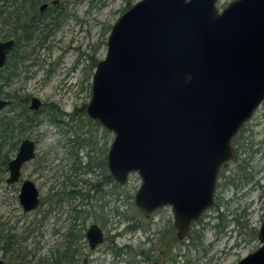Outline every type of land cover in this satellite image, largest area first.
I'll return each instance as SVG.
<instances>
[{
    "label": "water",
    "instance_id": "95a60500",
    "mask_svg": "<svg viewBox=\"0 0 264 264\" xmlns=\"http://www.w3.org/2000/svg\"><path fill=\"white\" fill-rule=\"evenodd\" d=\"M216 2L134 4L111 28L86 107L114 135L107 152L111 178L124 186L136 173V208L148 218L170 207L179 241L213 206L220 168L236 156L231 141L264 102V0H235L221 12ZM13 46L0 40V69ZM10 103L0 99V112ZM40 108L31 98L28 109ZM36 154L33 140L20 142L6 185L20 181ZM18 202L25 213L38 207L31 181H23ZM257 239L260 246L238 264H264V220ZM85 240L95 250L102 230L91 225Z\"/></svg>",
    "mask_w": 264,
    "mask_h": 264
},
{
    "label": "rangeland",
    "instance_id": "374dc122",
    "mask_svg": "<svg viewBox=\"0 0 264 264\" xmlns=\"http://www.w3.org/2000/svg\"><path fill=\"white\" fill-rule=\"evenodd\" d=\"M54 1L58 3L51 5ZM139 1L47 0L49 8L39 17L32 40L16 51L24 61L13 73L10 68L0 71L4 94L41 102L38 112L30 111L39 124L26 133L36 144V159L22 168L18 184L0 182V230L11 229L27 254L26 263L39 264L62 249L75 216L84 235L95 224L104 240L90 250L84 239L79 264H238L260 246L264 102L241 134L238 131L240 140L234 143L235 136L231 141L236 156L220 168L213 206L191 224L182 241L174 240L170 207L157 209L148 218L138 211L134 197L141 179L136 173L124 186H102L99 192L90 187V181L97 183L99 177L82 169L87 154L100 164L114 138L86 114L92 77L105 58L112 26ZM233 1L217 0L216 7L221 12ZM0 31L1 39L5 31L1 22ZM83 139L91 145L80 148L76 143ZM24 180L33 182L39 192L38 208L28 213L17 199ZM73 191H79L75 197L67 195ZM114 246L120 251L113 253Z\"/></svg>",
    "mask_w": 264,
    "mask_h": 264
},
{
    "label": "trees",
    "instance_id": "16d2710c",
    "mask_svg": "<svg viewBox=\"0 0 264 264\" xmlns=\"http://www.w3.org/2000/svg\"><path fill=\"white\" fill-rule=\"evenodd\" d=\"M47 0H0V22L3 25L4 32L0 40H15V48L19 49L22 46H27L32 40L35 31L38 29L40 23V15L38 8ZM1 32V31H0ZM14 51L8 56L5 67L10 68L12 73L17 69V65L24 61V56L14 54ZM8 82H6L7 84ZM9 84V83H8ZM1 85V84H0ZM0 86V99L10 101L0 115V182L5 181L7 174V165L12 159L11 155L18 150L20 142L29 138L26 135L30 129L39 124L37 117L30 113L28 109L27 97H16L11 93H3ZM87 107V106H86ZM85 108V107H84ZM86 111V109H85ZM53 120V119H52ZM55 122V121H54ZM241 132L243 129L240 130ZM239 133L241 134V132ZM239 133L236 135L235 140L239 141ZM76 142V140H75ZM80 148L90 146V142L84 141L76 143ZM87 157L91 155L87 154ZM99 165V164H98ZM104 169L105 181L111 182L113 187L118 185L111 178L106 161L100 165ZM99 192V188H96ZM77 192H69L67 195L75 197ZM73 193V195H71ZM75 194V195H74ZM83 213V211H80ZM66 236L65 243L62 249H57L51 258L41 260L39 264H79L80 256L83 254V246L85 235L83 234L84 228H78V217H74ZM175 242L177 238H174ZM0 251L5 264L16 262V264H29L25 262L27 257L24 249L17 245V238L11 233V229L1 228L0 230ZM126 247V246H125ZM113 253L120 251L116 246L111 248ZM25 253V254H24Z\"/></svg>",
    "mask_w": 264,
    "mask_h": 264
},
{
    "label": "flooded vegetation",
    "instance_id": "af4514ba",
    "mask_svg": "<svg viewBox=\"0 0 264 264\" xmlns=\"http://www.w3.org/2000/svg\"><path fill=\"white\" fill-rule=\"evenodd\" d=\"M58 3V1H54V2H52L51 3V5H56L57 3ZM43 5H46V8L44 9V10H42V11H40V7L41 6H43ZM38 9V14L40 15V17H42L44 14H43V12L47 9V8H49V4H47V3H44V4H42ZM8 40H13L14 41V43H15V40L14 39H8ZM8 40H1V41H8ZM13 50H15L14 51V54H16V51L18 50V49H16L15 48V44H14V46H13V49H12V51L7 55V58H6V61H7V59H8V56L13 52ZM5 64H6V62H5ZM5 64H4V66L0 69V71H2L4 68H6L5 67ZM8 84V83H7ZM6 84V85H7ZM29 139V138H28ZM37 156V155H36ZM92 156V155H91ZM87 158V163H86V168H82L83 170L85 169V171H87L89 174L90 173H92V172H95V174L99 177V180L97 181V183H93L92 181H90L91 182V184H90V187L91 188H93V190L94 191H97V189L96 188H102V186H105V187H110L111 185H113L111 182H106L105 181V176H104V169H103V167H101L100 165H102L103 164V162H104V160L106 161V164H107V157H104L103 158V161L98 165V164H96V163H93V160H92V158L91 157H86ZM36 159V157L32 160V161H30V162H28V163H25L24 165H23V167H25V166H27V165H29L30 163H32L34 160ZM79 165V164H78ZM22 167V168H23ZM78 169H80L79 167L76 169V170H78ZM22 171V170H21ZM7 175V177H8V173L6 174ZM7 177L5 178V181H6V179H7ZM20 180H21V178H20ZM114 181V180H113ZM20 182V181H19ZM18 182V183H19ZM18 183H16V184H18ZM23 183V182H22ZM22 183H21V185H22ZM33 183V182H32ZM6 184V183H5ZM16 184H13V185H16ZM34 184V183H33ZM21 185H20V187H21ZM8 186H11V185H8ZM20 190V189H19ZM39 193V192H38ZM17 199H18V196H17ZM38 208V207H37ZM36 208V209H37ZM3 260V259H2ZM4 261V260H3Z\"/></svg>",
    "mask_w": 264,
    "mask_h": 264
}]
</instances>
